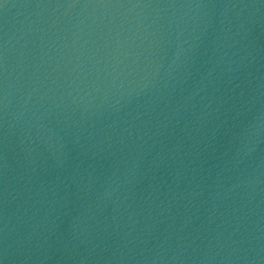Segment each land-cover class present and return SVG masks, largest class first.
Wrapping results in <instances>:
<instances>
[{
  "label": "water",
  "instance_id": "obj_1",
  "mask_svg": "<svg viewBox=\"0 0 264 264\" xmlns=\"http://www.w3.org/2000/svg\"><path fill=\"white\" fill-rule=\"evenodd\" d=\"M0 264H264V0H0Z\"/></svg>",
  "mask_w": 264,
  "mask_h": 264
}]
</instances>
